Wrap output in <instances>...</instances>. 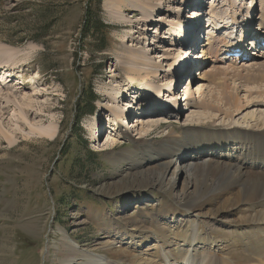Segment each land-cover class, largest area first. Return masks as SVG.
Listing matches in <instances>:
<instances>
[{
	"label": "rangeland",
	"instance_id": "rangeland-1",
	"mask_svg": "<svg viewBox=\"0 0 264 264\" xmlns=\"http://www.w3.org/2000/svg\"><path fill=\"white\" fill-rule=\"evenodd\" d=\"M136 1L143 7L149 4L150 10L162 0ZM263 2L204 0L202 4L192 0L183 7L179 0H170L164 12L154 14L159 22L146 24L142 17H131L137 7L126 12L128 16L122 22L129 24L122 25L112 18L116 14L105 9V0H0V46L20 51L11 62L13 66L0 73V83L7 79L10 93L18 91L15 103L7 105L4 101L0 107L2 125L15 131L12 144L0 138V264H61L58 250L65 232L75 240L73 245L94 249L101 240H107L109 225H120L133 214L145 223L154 220L155 224V217L172 213L175 204L159 186L153 187L156 183H152V171L139 174L137 187L132 178L124 179L131 162L121 163L119 157L136 145L114 130L124 125V131L127 129L137 140L145 132L144 124L162 117L169 119L170 124L159 122L161 126L151 128L145 139L152 141L173 129L180 133L190 116L208 115L201 126L210 130H229L237 122L244 123L247 113L264 116V47L246 51V55L255 52L254 56L238 62V56L228 54L234 51L230 47L248 25L244 20L253 17L250 12L257 19L252 31L264 37V29L258 27L264 20ZM200 3L204 17L198 45L219 40L223 43L219 53L210 52L207 64H201V58L199 62L193 60L194 64L185 54L188 47L176 45L167 26L178 21L177 15L185 24ZM232 3L241 9L240 14L231 10ZM91 18L100 19L106 26L101 35L89 31L87 22ZM136 21L141 24L136 25ZM164 21L168 22L166 26ZM131 22L135 28L127 27ZM144 50V62L155 65L156 61L158 66L156 80L148 85L131 80L135 76L129 71V53ZM201 52L195 49L192 58ZM186 57L193 66L182 72L179 60ZM214 66L225 70L217 84L199 78L201 72ZM193 81L194 90L198 84L204 85V98L217 96L213 110H187L185 88ZM129 86L136 93L132 99L122 94ZM113 90L120 94L109 96ZM238 98L242 99L243 112L236 113ZM124 102L130 105L123 108L129 112L125 119L122 117L124 122L109 119L111 109ZM158 102L166 105L160 112H156ZM132 106L136 109L131 110ZM90 108H94L91 114ZM222 108L235 112V124L220 117ZM209 120H215L216 125L209 126ZM51 122L57 125L53 137L34 133L33 128ZM134 124L136 128H132ZM111 139L119 143L107 146ZM178 164L176 161L174 169ZM140 196L152 199L143 205L138 201ZM190 222L199 227L201 234L222 238L227 232L211 218ZM200 252L207 254L208 250ZM112 259L119 262L121 257Z\"/></svg>",
	"mask_w": 264,
	"mask_h": 264
},
{
	"label": "bare ground",
	"instance_id": "bare-ground-1",
	"mask_svg": "<svg viewBox=\"0 0 264 264\" xmlns=\"http://www.w3.org/2000/svg\"><path fill=\"white\" fill-rule=\"evenodd\" d=\"M190 1L192 0H183V2L179 0V4L181 3L184 7ZM200 1L202 4L204 3V0ZM169 2L170 0H162L150 10L149 4L143 7L136 0H105L104 6L108 12L116 14L112 18L118 20L122 25L129 24V21L122 22L128 16L126 12L137 7L141 10L137 8L134 11L136 14H131V17H142L146 24H152L159 22L155 21L154 14L164 12L162 9ZM201 3L196 11L193 10L191 18L185 24L180 22V15H177L178 21L171 22L167 26L172 30L169 31L173 32L174 43L188 47L185 54L190 56L192 62H199V58H201V64H207L211 60L210 52L219 53L220 45L222 46L223 43L219 40L207 45L202 44V52L192 58L193 51L197 49L200 23L204 17ZM230 5L232 6L231 10L235 11V15L241 13V9H237L234 3ZM249 15L253 17L244 20L248 25L243 30L241 37L234 42L233 47L229 45L234 51L227 52L233 58L235 55L238 56V60L235 59L237 62L240 59H249L254 56L256 49L260 46V40L264 39L263 36L259 37L252 31L255 30L253 22L257 19L252 12ZM259 20L261 21V19ZM232 21H234V25L238 24L235 16ZM166 23L168 22L164 21L163 25ZM140 24L141 21H136V25ZM127 27L135 28V23L131 22ZM258 27L264 29V20ZM262 33L264 35L263 31ZM248 38H250V42H248ZM248 45L251 48H248ZM226 46L228 47V45ZM228 50L230 49L227 48ZM248 50L255 52L246 55ZM234 52L239 53L235 54ZM19 54V50L0 46L1 74L3 69L13 66L14 63L11 62H13L14 56ZM128 59L131 64L129 71L132 72V77L135 76L131 80L139 79L147 85L156 80L158 66L156 61L155 65H147L144 62L146 51L139 54L131 51ZM154 60L156 59L153 58ZM190 60L187 57L185 60H179L182 72L193 66L192 63H189ZM194 64L197 63L194 62ZM175 71H177L176 64ZM224 71V68L214 66L204 70L203 73L201 72L199 78L210 84H217L220 81V76L225 73ZM1 82L3 83H0V107L3 106L4 101L7 105L10 102L15 103L18 99V91L10 93L11 89L8 90L7 86L9 81L5 79ZM130 82L132 85L134 84V81ZM194 82L189 83L185 88L184 102L187 110L190 111L193 108L205 111L213 110L218 102L217 96L213 95L212 100L204 98V85L198 84L194 90ZM132 90L129 86L128 89L122 91L123 96L126 95L132 99V96L136 94ZM108 94L109 96H118L120 93L117 94V91L113 90V93ZM235 102L236 113H239L243 109L242 99L238 98ZM124 103L121 107L111 109L112 116L109 119L114 117L115 122L117 120L124 122V117L129 114L128 110L123 109L127 105V102ZM155 105L158 107L156 112H160L161 108L166 107L163 102H158ZM129 106L127 105V108ZM130 108L131 110L136 109L133 106ZM1 110L5 109L1 108ZM24 113L21 110L23 117H25ZM234 113L222 108L218 114L220 117H224L225 122L235 124L233 122L235 121ZM205 116L208 115L190 116L189 123L180 128V133L173 129L163 135L160 140L152 141L145 139L152 132L151 128L161 126L159 122L170 124L169 119L162 117L158 122L153 120L151 123L144 124L145 132L137 140L132 139L129 131L127 129L124 131V125L119 124V129L114 130H117V135L132 140L136 145L134 150L125 151L119 157L121 163L131 162L130 168L124 171V179L132 178L133 184L137 187L140 185L139 174L152 171L154 175L152 183H156L153 187L156 185L160 187L162 192L175 204V210L170 214L159 215L160 219L155 217L157 219L155 224L154 220L145 223L139 219L138 215L133 214L120 225H109L106 231L107 240H101L94 249H83L73 245L72 241L75 240L69 232H65V239L61 241V248L58 250L61 264H81L82 261L85 262L84 264H264V116L256 117L252 113H247L244 116V123L235 121L237 122L236 126L233 125L234 127L229 130L204 128L201 123L208 121ZM214 121L209 120L207 124L209 126L211 123L216 125ZM136 127L135 124L132 126V128ZM33 131L40 136L53 137L57 133V125L51 122L46 127H41V125L35 127ZM14 133V130H8L0 121V138H5L9 143L12 141V144L15 142L12 140ZM117 142V139H111L106 145L110 146ZM176 161L179 164L174 169ZM179 172L182 173L181 176ZM180 183L182 184L180 185ZM141 196L138 197V201L143 205V202L147 205V201L152 199ZM128 201L131 202L130 199ZM151 205L150 203L147 207ZM178 215L185 221L180 220ZM195 218H211L227 232L223 237L220 236L222 238H216L211 234H201L198 230L199 227L193 226L190 222ZM50 247H47L46 253ZM205 248L208 253L202 254L200 250ZM238 249L240 251H237ZM112 256L121 257V260L119 262L113 260Z\"/></svg>",
	"mask_w": 264,
	"mask_h": 264
},
{
	"label": "trees",
	"instance_id": "trees-1",
	"mask_svg": "<svg viewBox=\"0 0 264 264\" xmlns=\"http://www.w3.org/2000/svg\"><path fill=\"white\" fill-rule=\"evenodd\" d=\"M87 24H88V26H90L89 27L90 28L89 31H92V32H94L97 35H99V34L101 35V33L103 32V30L106 27V26H104L102 24L101 20L100 19H97V18H91V19H89V21L87 22ZM93 111H94V108H90L88 110V113L91 114V113H93ZM79 138L82 139L81 137H79Z\"/></svg>",
	"mask_w": 264,
	"mask_h": 264
}]
</instances>
